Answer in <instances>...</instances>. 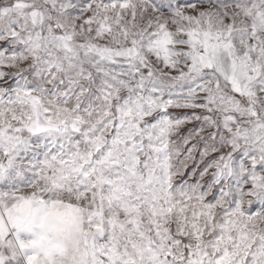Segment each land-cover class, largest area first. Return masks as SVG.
<instances>
[{
  "label": "snow or ice",
  "instance_id": "obj_1",
  "mask_svg": "<svg viewBox=\"0 0 264 264\" xmlns=\"http://www.w3.org/2000/svg\"><path fill=\"white\" fill-rule=\"evenodd\" d=\"M0 264H264V0H0Z\"/></svg>",
  "mask_w": 264,
  "mask_h": 264
}]
</instances>
